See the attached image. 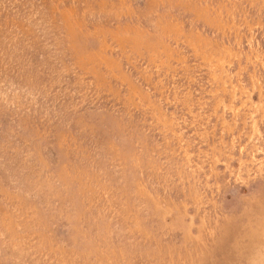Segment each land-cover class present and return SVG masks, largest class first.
I'll return each instance as SVG.
<instances>
[{
  "label": "rangeland",
  "instance_id": "1",
  "mask_svg": "<svg viewBox=\"0 0 264 264\" xmlns=\"http://www.w3.org/2000/svg\"><path fill=\"white\" fill-rule=\"evenodd\" d=\"M0 264H264V0H0Z\"/></svg>",
  "mask_w": 264,
  "mask_h": 264
}]
</instances>
